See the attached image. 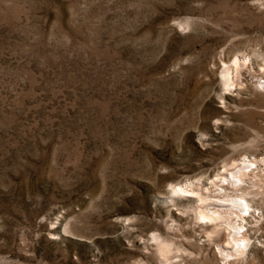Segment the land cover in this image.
Segmentation results:
<instances>
[{
    "label": "rangeland",
    "instance_id": "rangeland-1",
    "mask_svg": "<svg viewBox=\"0 0 264 264\" xmlns=\"http://www.w3.org/2000/svg\"><path fill=\"white\" fill-rule=\"evenodd\" d=\"M263 79L264 0H0V264H264Z\"/></svg>",
    "mask_w": 264,
    "mask_h": 264
},
{
    "label": "bare ground",
    "instance_id": "bare-ground-1",
    "mask_svg": "<svg viewBox=\"0 0 264 264\" xmlns=\"http://www.w3.org/2000/svg\"><path fill=\"white\" fill-rule=\"evenodd\" d=\"M261 78L259 79V81ZM234 80H232L231 83H233ZM227 83V82H226ZM239 83V82H237ZM261 84L264 86V79L262 80ZM236 86V85H235ZM255 158L252 157L248 159H242L241 162H236L233 163V165L230 167V169L225 170V174L218 177V181L220 182L219 185H221V188L218 187V190L223 189V185H230L233 187H237V184L239 182H242L243 178L246 176V168L250 167L251 163H255ZM263 164H264V159H262ZM238 182V183H237ZM240 185V184H239ZM188 187V186H187ZM187 187L183 186H178L175 188L176 191L178 192H187L190 191L191 189H188ZM193 190V189H192ZM199 193V192H197ZM211 206H209L206 209L199 210V215L202 219H209V220H219L221 217H223L225 214H227V222L229 224V227L232 228L230 230L231 233V239L232 242L234 243L231 245V249H233L235 252L242 253L246 246L248 245L247 237L245 235V232L240 231L237 229V226L235 223H231L232 219L230 218L232 214H234L236 217L241 218L242 212L245 209L250 208V204L246 200L245 196L243 195H237V196H229V195H224L221 198H217L215 200L211 201ZM229 217V219H228ZM239 223V222H238ZM240 225V224H239ZM229 231V232H230ZM242 242V244H241ZM224 251H227L226 248H223ZM227 255L228 254L227 252Z\"/></svg>",
    "mask_w": 264,
    "mask_h": 264
}]
</instances>
